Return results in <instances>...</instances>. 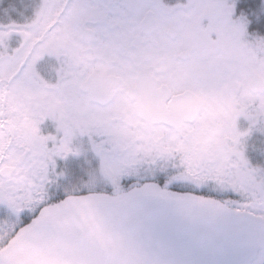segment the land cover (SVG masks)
<instances>
[{
  "label": "snow or ice",
  "instance_id": "obj_1",
  "mask_svg": "<svg viewBox=\"0 0 264 264\" xmlns=\"http://www.w3.org/2000/svg\"><path fill=\"white\" fill-rule=\"evenodd\" d=\"M0 264H264V0H0Z\"/></svg>",
  "mask_w": 264,
  "mask_h": 264
}]
</instances>
